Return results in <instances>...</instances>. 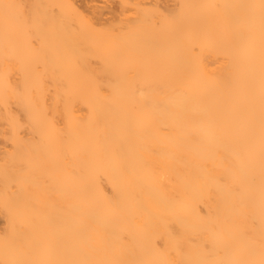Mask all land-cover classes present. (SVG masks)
I'll use <instances>...</instances> for the list:
<instances>
[{"label":"bare ground","instance_id":"bare-ground-1","mask_svg":"<svg viewBox=\"0 0 264 264\" xmlns=\"http://www.w3.org/2000/svg\"><path fill=\"white\" fill-rule=\"evenodd\" d=\"M117 2L0 0V264H264V0Z\"/></svg>","mask_w":264,"mask_h":264},{"label":"rangeland","instance_id":"rangeland-1","mask_svg":"<svg viewBox=\"0 0 264 264\" xmlns=\"http://www.w3.org/2000/svg\"><path fill=\"white\" fill-rule=\"evenodd\" d=\"M76 1H78V4L79 5H85V3H86V5H92V4H94L95 3V5H97V6H102V7H99V8H101V12L103 13V15L101 16V21L103 20H108V19H115L116 18V16L118 15V13H119V7H118V2H117V0H103V2H102V0H76ZM87 1V2H86ZM143 2H149L150 0H142ZM162 3H164L165 1V3L167 4V5H172V2H171V0H160ZM89 2H91V3H89ZM104 2H105V4H104ZM171 2V3H170ZM84 3V4H83ZM102 8H104V9H102ZM118 12V13H117ZM106 13V14H105ZM111 18H110V17ZM114 16V17H113ZM109 17V18H108ZM103 18V19H102ZM1 140H2V143H1ZM2 144H3V139H2V137H0V148L2 149ZM0 149V150H1Z\"/></svg>","mask_w":264,"mask_h":264}]
</instances>
